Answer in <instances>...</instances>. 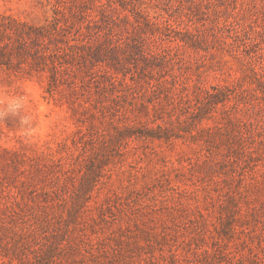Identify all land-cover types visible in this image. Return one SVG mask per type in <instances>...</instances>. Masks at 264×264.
<instances>
[{"label": "rangeland", "instance_id": "374dc122", "mask_svg": "<svg viewBox=\"0 0 264 264\" xmlns=\"http://www.w3.org/2000/svg\"><path fill=\"white\" fill-rule=\"evenodd\" d=\"M0 264H264V0H0Z\"/></svg>", "mask_w": 264, "mask_h": 264}, {"label": "clouds", "instance_id": "9594fccd", "mask_svg": "<svg viewBox=\"0 0 264 264\" xmlns=\"http://www.w3.org/2000/svg\"><path fill=\"white\" fill-rule=\"evenodd\" d=\"M21 107V103H18L15 97L7 96L4 99L3 107L0 108V120L17 118L22 133L25 136H29L32 131L31 118L18 111Z\"/></svg>", "mask_w": 264, "mask_h": 264}]
</instances>
